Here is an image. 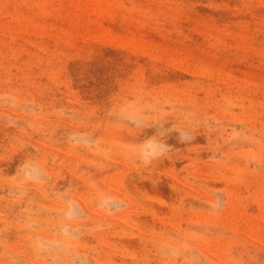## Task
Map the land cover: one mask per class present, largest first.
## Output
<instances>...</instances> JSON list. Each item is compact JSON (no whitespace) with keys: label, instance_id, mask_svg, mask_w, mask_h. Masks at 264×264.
Returning a JSON list of instances; mask_svg holds the SVG:
<instances>
[{"label":"rangeland","instance_id":"obj_1","mask_svg":"<svg viewBox=\"0 0 264 264\" xmlns=\"http://www.w3.org/2000/svg\"><path fill=\"white\" fill-rule=\"evenodd\" d=\"M0 264H264V0H0Z\"/></svg>","mask_w":264,"mask_h":264}]
</instances>
